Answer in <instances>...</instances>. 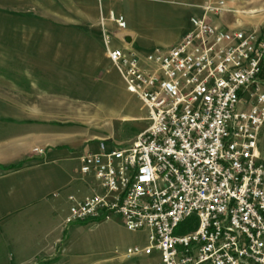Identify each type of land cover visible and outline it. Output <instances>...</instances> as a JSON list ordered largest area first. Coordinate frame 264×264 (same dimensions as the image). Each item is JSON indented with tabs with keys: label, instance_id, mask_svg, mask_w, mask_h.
Returning <instances> with one entry per match:
<instances>
[{
	"label": "built area",
	"instance_id": "2783aa9c",
	"mask_svg": "<svg viewBox=\"0 0 264 264\" xmlns=\"http://www.w3.org/2000/svg\"><path fill=\"white\" fill-rule=\"evenodd\" d=\"M202 9L180 44L151 52L115 47L101 20L107 58L149 126L127 145L81 152V175L100 192L70 196L66 224L120 217L148 231V246L116 252L126 261L264 264V33L213 25L207 16L232 12L224 1ZM108 21L128 28L114 12Z\"/></svg>",
	"mask_w": 264,
	"mask_h": 264
},
{
	"label": "rangeland",
	"instance_id": "374dc122",
	"mask_svg": "<svg viewBox=\"0 0 264 264\" xmlns=\"http://www.w3.org/2000/svg\"><path fill=\"white\" fill-rule=\"evenodd\" d=\"M110 1L121 0H0V70L22 71L19 77L22 90L33 92L37 88V92L67 95V105L79 106L70 110L71 114L78 113L80 127L103 138L111 137L114 145H127L146 131L148 114L140 100L128 93L111 62L103 59L101 26L98 28L92 21L95 13L100 12V24L104 19L108 29L114 25L108 21ZM130 1L140 9L165 8L168 13L181 15L174 6L151 4L147 0ZM113 12L119 16L115 8ZM84 19H87L86 26H78ZM183 25L181 18L158 23L151 35L160 41L153 43V47L166 50V45L176 41ZM83 35L85 43L81 42ZM68 53L85 56L84 72L76 74L71 70L70 74L63 69L61 58ZM94 63L103 66L102 78L94 76ZM27 72L39 74L31 76ZM52 77L54 82L46 80ZM21 109L24 108L0 106V148L14 147L17 144L14 138L24 136L31 128L44 126L11 121V115L19 114ZM123 116L135 119L123 121ZM27 141L24 139V144ZM259 150L264 160V130ZM79 154V149L71 146L63 157L49 156L38 161L33 171L39 182L36 199L28 208L0 218V245L4 246L0 264H158L150 257L126 261L116 253L149 245L148 231H128L120 217L109 222L90 220L66 224L70 196L85 199L100 192L94 178L81 175ZM23 166L21 162L8 169ZM4 169L0 166L1 172ZM195 222V219L190 221L193 226Z\"/></svg>",
	"mask_w": 264,
	"mask_h": 264
},
{
	"label": "crops",
	"instance_id": "0c3cea01",
	"mask_svg": "<svg viewBox=\"0 0 264 264\" xmlns=\"http://www.w3.org/2000/svg\"><path fill=\"white\" fill-rule=\"evenodd\" d=\"M147 1L151 4L174 6L178 9L176 12L181 13V15L168 13L165 8L157 11L150 8V6L148 10L144 8L140 9L130 0L110 1V11L113 12L115 8L119 16L122 15L126 18L128 24L126 30H120L114 25L109 26L114 35L115 47H130L139 52L156 50L158 48L153 47V43L156 41L159 42L160 40H157L151 35L153 29L156 28L158 23L162 22V24H165L166 20L172 21L173 19L181 18L184 19L183 29L173 44L166 45L167 49L174 47L180 44L185 35L192 30L191 20L205 16L202 7L208 2V0ZM218 1H224L232 12L224 13L220 16H207L213 25L228 31L257 30L259 33H264V0ZM100 15V12H96L94 20L92 21L98 28L100 27ZM86 20L84 19V22L81 24L78 23L80 24L78 26L85 27ZM139 27H142V30ZM99 33L102 34L100 30ZM85 41L86 37L83 35L81 42L85 43ZM63 55L61 58L62 65L64 66L63 69L67 70V73L72 74L73 72L71 73V70H75L74 73L76 74L84 72L85 56L79 53L76 55L70 53ZM103 59L109 61L106 52L103 55ZM92 68H94L93 72L96 78H102L104 76V70L101 64L94 63ZM22 74V71L15 69L0 70V106L4 105L14 110L24 108L19 112H25V116H22L20 113L13 114L11 117L9 116L11 118L10 120L16 124L29 123L35 126H44L31 128L24 136L14 138L17 139L16 146L0 148V166L5 168L2 172L0 171V218L28 208L30 206L29 204H32L34 199H36L34 195L38 191L39 182L36 179L37 176L33 174V171L38 167V161L46 160L49 156L63 157L71 146L79 149V153L81 154V152L87 150L96 151L101 141H105L109 147L114 145V139L111 137L103 138L99 134H95L91 130L79 126L78 113L71 114L70 110L71 107L77 109L79 106L74 103L67 105L65 101L67 95L61 97V95L56 96L53 93L37 92V88L33 92L31 89L22 90L20 84L21 78H19ZM38 74L30 73L31 76ZM46 80L54 82L53 77L47 78ZM121 119L127 121L134 120L135 118L123 116ZM24 139H28L26 144L23 142ZM10 142H12V139ZM92 145H95L96 148H91ZM36 149L43 150L44 155H37L35 153ZM21 162H24L22 168L8 169L10 166L14 168L15 165ZM78 199L84 200L82 198ZM3 247V245H0V252L3 250Z\"/></svg>",
	"mask_w": 264,
	"mask_h": 264
},
{
	"label": "water",
	"instance_id": "95a60500",
	"mask_svg": "<svg viewBox=\"0 0 264 264\" xmlns=\"http://www.w3.org/2000/svg\"><path fill=\"white\" fill-rule=\"evenodd\" d=\"M44 159V158H43Z\"/></svg>",
	"mask_w": 264,
	"mask_h": 264
}]
</instances>
